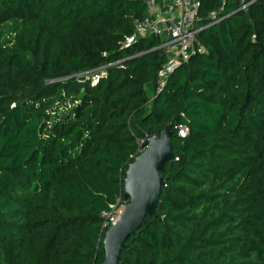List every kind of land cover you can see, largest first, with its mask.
I'll return each instance as SVG.
<instances>
[{
    "label": "trees",
    "instance_id": "obj_1",
    "mask_svg": "<svg viewBox=\"0 0 264 264\" xmlns=\"http://www.w3.org/2000/svg\"><path fill=\"white\" fill-rule=\"evenodd\" d=\"M237 7L159 88L160 39L125 44L145 0H0V264H100L102 212L167 124L178 158L118 264H264V0Z\"/></svg>",
    "mask_w": 264,
    "mask_h": 264
},
{
    "label": "built area",
    "instance_id": "obj_2",
    "mask_svg": "<svg viewBox=\"0 0 264 264\" xmlns=\"http://www.w3.org/2000/svg\"><path fill=\"white\" fill-rule=\"evenodd\" d=\"M149 14L134 22L133 33L126 37L125 44H131L143 36H156L160 39L155 48L163 50L167 62L160 72L159 88H161L179 65L190 58L198 50L199 32L209 23L220 21L223 17L227 0L213 8L207 14L208 24H203L204 17L200 14L203 0H145ZM256 0H237V10L248 8ZM254 38V36H253ZM95 77H98L97 75ZM189 128L185 124L178 125V133L186 136ZM140 145L142 146V141ZM143 147L140 149L142 151ZM126 203V199L117 198L109 209L102 212V229L106 231L114 224ZM105 233V232H104Z\"/></svg>",
    "mask_w": 264,
    "mask_h": 264
},
{
    "label": "water",
    "instance_id": "obj_3",
    "mask_svg": "<svg viewBox=\"0 0 264 264\" xmlns=\"http://www.w3.org/2000/svg\"><path fill=\"white\" fill-rule=\"evenodd\" d=\"M172 134V127L167 124L158 136L146 135L142 151L129 163L124 181L126 203L118 220L104 233L105 258L100 264H118L127 240L147 216H157L162 187L166 185L162 170L178 158L172 150Z\"/></svg>",
    "mask_w": 264,
    "mask_h": 264
},
{
    "label": "rangeland",
    "instance_id": "obj_4",
    "mask_svg": "<svg viewBox=\"0 0 264 264\" xmlns=\"http://www.w3.org/2000/svg\"><path fill=\"white\" fill-rule=\"evenodd\" d=\"M147 92H148V94L151 96V97H153L154 96V87L151 85V84H148L147 85ZM142 142V141H141Z\"/></svg>",
    "mask_w": 264,
    "mask_h": 264
}]
</instances>
